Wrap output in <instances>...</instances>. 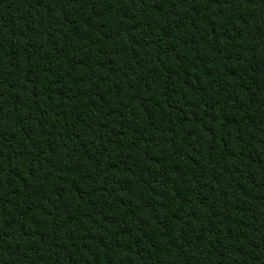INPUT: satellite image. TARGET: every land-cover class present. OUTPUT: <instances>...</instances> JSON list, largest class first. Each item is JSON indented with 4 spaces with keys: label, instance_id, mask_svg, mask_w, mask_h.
Listing matches in <instances>:
<instances>
[{
    "label": "trees",
    "instance_id": "obj_1",
    "mask_svg": "<svg viewBox=\"0 0 264 264\" xmlns=\"http://www.w3.org/2000/svg\"><path fill=\"white\" fill-rule=\"evenodd\" d=\"M0 264H264V0H0Z\"/></svg>",
    "mask_w": 264,
    "mask_h": 264
}]
</instances>
